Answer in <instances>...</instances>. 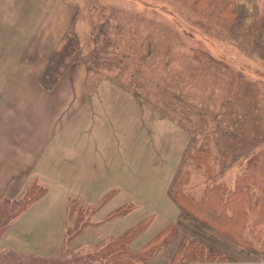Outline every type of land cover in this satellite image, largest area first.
Masks as SVG:
<instances>
[{
  "label": "crops",
  "instance_id": "crops-1",
  "mask_svg": "<svg viewBox=\"0 0 264 264\" xmlns=\"http://www.w3.org/2000/svg\"><path fill=\"white\" fill-rule=\"evenodd\" d=\"M56 2L51 0L47 7L40 2L38 15L28 4L22 20L5 19L3 23L10 24L0 27L3 32L17 29L19 33L12 53L7 52L12 66L4 71L0 67V195L15 200L33 179H43L47 185L44 194L0 228V251L53 259L66 246L81 249L88 241L97 243L92 236L87 239L90 225L80 234L69 232L72 199L89 209L84 219L96 222L94 234L102 237L101 242L120 236L152 214L147 232L133 241L136 247L180 213L168 188L182 155L181 132L175 133L173 142L169 138L175 130L173 121L108 79L102 78L104 82L89 96L83 62L71 64L52 89L40 84L43 70L78 11L71 1L55 9ZM3 52L0 46V59ZM102 93L116 99H104ZM168 158L176 166L166 179L162 173ZM133 202L136 208L123 216L115 214L122 204Z\"/></svg>",
  "mask_w": 264,
  "mask_h": 264
},
{
  "label": "rangeland",
  "instance_id": "rangeland-1",
  "mask_svg": "<svg viewBox=\"0 0 264 264\" xmlns=\"http://www.w3.org/2000/svg\"><path fill=\"white\" fill-rule=\"evenodd\" d=\"M70 1L78 7L71 23L80 37L84 51H90L93 55L97 53V61H93L98 63V69L93 72V68L92 73H88L89 96L105 78L127 90L135 99L154 103L155 109L163 117L170 101L177 100L180 103L179 113L176 122H173L175 130L169 133V138L175 142V133L178 130L181 132L182 145L179 149L182 155L180 160V154L175 160L176 163L179 160V168L183 166L182 159L190 143L192 148L186 159L190 161L187 157L206 143L212 151L210 164L215 166V171L224 162L231 161V157L221 155V150L231 153L237 144L243 154L223 171V178L234 183L238 172L247 167L250 159L245 157V161L244 154L253 152L257 156L258 166L255 183L264 180V0H57L55 9ZM40 2L46 3L41 7H47L51 0H23L16 4L12 0H0V5L7 3L3 11L0 10V27L10 24L3 23L5 19L22 20L28 4L33 5L30 10L32 13L34 11V15L40 14ZM96 35L99 37L94 42L92 37ZM18 40L17 29H6L3 32V28H0V46L4 51L0 59L2 71L6 66H12L13 60L8 53H12L11 48ZM205 51L210 52L215 59H208ZM233 73L241 75L243 80L238 77L233 79ZM2 76L0 74V78ZM102 94L104 99H116L111 93ZM119 94L122 96L120 91ZM127 119L128 115L121 117V123ZM193 137L196 138L191 142ZM175 166L174 161L168 158L162 175L166 179L170 178ZM186 167L192 171L197 170L194 164L189 163ZM197 171L201 174L194 173L191 177L200 186L199 190L195 189L196 194L204 188V169ZM160 178L154 177L153 180ZM33 180L47 186L43 179ZM262 199L264 201V197ZM137 205L136 202L122 204L119 215H125ZM96 206L98 204L93 205L94 208ZM75 207L80 208V211L74 212L72 220L68 222L71 233L79 231L80 234L90 225L87 239L92 236L98 242L93 244L88 241L89 244L81 249L70 247L67 257L72 258L95 253L111 240L109 238L101 242L102 237L94 234L96 222L93 220L75 221V217L89 211L85 204L83 207L76 204ZM254 207L250 209V238H253L254 231L260 225L262 212L260 205ZM170 216L172 214L167 220ZM152 222L153 219L141 234L147 232ZM180 229L179 236L189 228L182 225ZM137 237L129 241L128 247L131 250H137L149 241L134 247L133 241ZM210 240L220 246L229 258L218 263L201 264H264L261 255L247 254L237 244ZM176 244L174 242L156 253V258L147 264H194L173 262L171 255ZM36 259L46 262L53 260L41 257ZM135 264L142 263L137 261Z\"/></svg>",
  "mask_w": 264,
  "mask_h": 264
},
{
  "label": "trees",
  "instance_id": "trees-1",
  "mask_svg": "<svg viewBox=\"0 0 264 264\" xmlns=\"http://www.w3.org/2000/svg\"><path fill=\"white\" fill-rule=\"evenodd\" d=\"M98 37V35L92 37L94 42ZM205 53L208 59H215V56L210 52L205 51ZM95 56H97V53L93 55L90 51H84L80 37L72 25L63 37L61 46L50 57L39 82L44 88L52 89L66 69L75 62H83L89 74L92 73L93 68V72H96L98 63L96 64L93 61H97ZM235 77L243 80L241 75L233 73L232 78L235 79ZM238 84L242 85V83ZM152 105L155 108V104ZM179 106L180 103L177 100H171L165 108V115H163L176 122ZM195 138L193 137L190 141H194ZM261 139L263 138L261 137ZM209 147L206 143L201 145L199 149L187 157L190 160L188 161L186 155L192 145L190 143L187 146L182 159L183 166L178 167L179 170L168 188L169 195L178 205L180 213L177 219L160 229L139 249L131 250L128 247L129 241L145 230L144 228L152 220L151 215V217L148 216L138 222L137 225L130 227L123 235L115 239L111 238L95 253H87L84 256L75 258L67 257L69 248L66 246L58 258L46 262L40 261L32 255L0 251V264H135L137 261L147 264L156 258V253L174 242H177V244L171 255L173 262L183 261L201 264L204 262L218 263L228 259V254L210 239L219 242H232L239 245L245 253L258 254L264 258V201L262 199L264 197V180L261 183H255L258 170L257 156L253 155V152H246L244 160L245 157L250 158L247 161V167L238 172L234 183H230L223 178L222 173L228 166L236 162L243 153L237 144L231 153L221 150V155L231 157V161L229 163L224 162L218 171H215V166L210 164L212 151ZM189 163L196 165L197 170L204 169V173H202L204 188L201 193L196 194L195 189L199 190L200 186L196 185L192 181L193 178H191L194 173L201 174V172L196 169V171L190 170L186 167ZM46 190V187L33 180L27 185L24 194L15 200L0 195V228H5L10 220L26 209ZM76 204L78 203L74 199L69 202V216L71 217L74 212L80 211V208L76 209ZM256 205H260L262 208L260 225L254 231L253 238H250L252 229L249 221L250 209L253 210ZM119 208L115 214L121 212ZM83 214L78 215L74 220L78 223L82 222L85 218ZM143 221L145 224L142 225ZM182 225L187 226L189 229L179 236ZM192 229L195 230L193 231L194 234L191 232ZM69 232L71 231L69 230ZM73 238L74 236L71 239ZM117 254L119 255L117 256Z\"/></svg>",
  "mask_w": 264,
  "mask_h": 264
}]
</instances>
